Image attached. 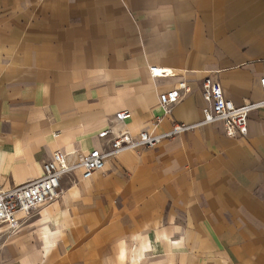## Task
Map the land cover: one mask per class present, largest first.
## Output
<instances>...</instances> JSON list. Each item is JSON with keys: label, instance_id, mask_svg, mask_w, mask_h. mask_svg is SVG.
I'll use <instances>...</instances> for the list:
<instances>
[{"label": "crops", "instance_id": "1", "mask_svg": "<svg viewBox=\"0 0 264 264\" xmlns=\"http://www.w3.org/2000/svg\"><path fill=\"white\" fill-rule=\"evenodd\" d=\"M205 77L237 106L262 97L264 0H0V191L55 150L104 149V128L197 124L88 179L62 175L58 197L3 234L0 264H264V108L225 136L203 122ZM179 83L165 114L159 95Z\"/></svg>", "mask_w": 264, "mask_h": 264}, {"label": "built area", "instance_id": "2", "mask_svg": "<svg viewBox=\"0 0 264 264\" xmlns=\"http://www.w3.org/2000/svg\"><path fill=\"white\" fill-rule=\"evenodd\" d=\"M148 73L151 77L165 74L155 67H149ZM260 86L262 97L259 100L237 106L223 96L218 82L212 81L208 77L203 78L201 89L203 98L207 103L203 109V122H220L224 135L229 138L245 135L248 114L254 109L264 108V77L260 79ZM182 91L184 93L189 91L185 83H179L178 87L159 95V104L165 114L168 113L172 104L180 100ZM129 115L128 110H121L114 114V119L117 122H123ZM196 126L197 124L174 122L168 131L156 135H151L145 131L131 135L126 130L114 132L104 128L98 133L100 139L112 135L104 149L94 148L87 153L69 152L61 149L53 151L43 163V171L40 177L0 191V226L11 222L14 230L18 224L19 215L23 218L30 217L41 206L56 199L61 191L60 179L65 173L81 168L82 178L88 179L93 173L102 170L104 160L107 157L139 147H154L163 140ZM70 155L72 156L71 160L69 159Z\"/></svg>", "mask_w": 264, "mask_h": 264}, {"label": "rangeland", "instance_id": "3", "mask_svg": "<svg viewBox=\"0 0 264 264\" xmlns=\"http://www.w3.org/2000/svg\"><path fill=\"white\" fill-rule=\"evenodd\" d=\"M6 224L7 223H4L2 226H0V228L6 227ZM13 228L14 227L6 228L2 232H0V253L3 251V245H4V240H5L4 237H3V234L4 233H7V234L11 233L13 231Z\"/></svg>", "mask_w": 264, "mask_h": 264}, {"label": "bare ground", "instance_id": "4", "mask_svg": "<svg viewBox=\"0 0 264 264\" xmlns=\"http://www.w3.org/2000/svg\"><path fill=\"white\" fill-rule=\"evenodd\" d=\"M7 226H9V228L13 227V224L11 222H7L6 224ZM9 231V230H8Z\"/></svg>", "mask_w": 264, "mask_h": 264}]
</instances>
